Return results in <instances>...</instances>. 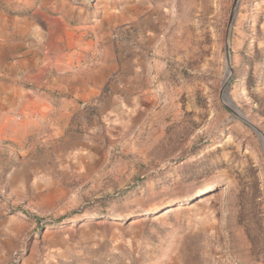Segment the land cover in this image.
<instances>
[{"label":"rangeland","instance_id":"rangeland-1","mask_svg":"<svg viewBox=\"0 0 264 264\" xmlns=\"http://www.w3.org/2000/svg\"><path fill=\"white\" fill-rule=\"evenodd\" d=\"M233 3L0 0V264H264V143L228 105L264 133V0L223 90Z\"/></svg>","mask_w":264,"mask_h":264},{"label":"water","instance_id":"water-1","mask_svg":"<svg viewBox=\"0 0 264 264\" xmlns=\"http://www.w3.org/2000/svg\"><path fill=\"white\" fill-rule=\"evenodd\" d=\"M239 2L240 0H234L232 9H231V13H230V19H229V24H228V28H227V41H226V50H227V65H228V73L227 76L223 82V90H225L228 86V83L230 81L231 75H232V68H231V53H230V37H231V31H232V27L235 21V17H236V13H237V9L239 6ZM229 107H231L235 113L241 117L245 122H247L255 131H257L259 133V135L261 136L263 143H264V133L263 131L257 126L255 125L251 120H249L238 108L239 112L236 111V107L234 108V105H232L231 103L228 104Z\"/></svg>","mask_w":264,"mask_h":264},{"label":"crops","instance_id":"crops-1","mask_svg":"<svg viewBox=\"0 0 264 264\" xmlns=\"http://www.w3.org/2000/svg\"><path fill=\"white\" fill-rule=\"evenodd\" d=\"M16 88H20V87H16ZM42 104L38 105V107H41L43 109V106H41ZM37 106V105H36Z\"/></svg>","mask_w":264,"mask_h":264},{"label":"bare ground","instance_id":"bare-ground-1","mask_svg":"<svg viewBox=\"0 0 264 264\" xmlns=\"http://www.w3.org/2000/svg\"><path fill=\"white\" fill-rule=\"evenodd\" d=\"M4 126H5V124H4ZM3 128V127H2ZM6 128V127H5ZM3 130V129H2ZM9 132V131H8ZM4 133V132H3ZM1 134V133H0ZM13 136V135H12ZM15 136V135H14Z\"/></svg>","mask_w":264,"mask_h":264}]
</instances>
